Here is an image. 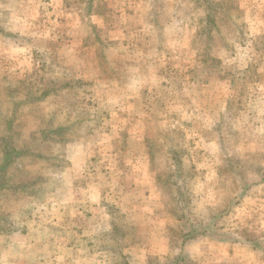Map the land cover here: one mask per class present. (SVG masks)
Wrapping results in <instances>:
<instances>
[{
    "label": "rangeland",
    "instance_id": "374dc122",
    "mask_svg": "<svg viewBox=\"0 0 264 264\" xmlns=\"http://www.w3.org/2000/svg\"><path fill=\"white\" fill-rule=\"evenodd\" d=\"M0 264H264V0H0Z\"/></svg>",
    "mask_w": 264,
    "mask_h": 264
},
{
    "label": "trees",
    "instance_id": "16d2710c",
    "mask_svg": "<svg viewBox=\"0 0 264 264\" xmlns=\"http://www.w3.org/2000/svg\"><path fill=\"white\" fill-rule=\"evenodd\" d=\"M11 152H5L6 161L10 160Z\"/></svg>",
    "mask_w": 264,
    "mask_h": 264
}]
</instances>
